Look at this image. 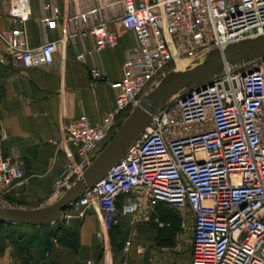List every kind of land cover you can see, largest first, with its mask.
Instances as JSON below:
<instances>
[{"label": "built area", "instance_id": "obj_1", "mask_svg": "<svg viewBox=\"0 0 264 264\" xmlns=\"http://www.w3.org/2000/svg\"><path fill=\"white\" fill-rule=\"evenodd\" d=\"M117 3L122 11L115 19L134 33L137 49L127 51L123 75L112 82L117 91L114 108L95 123L83 113L64 126L62 140L54 141L73 146L77 155L55 179L58 198L171 65L183 67L211 48L264 33V0ZM114 4L99 0L69 18L75 27L91 23L97 50L118 45L112 20L102 17ZM45 9L41 22L54 25L60 7L50 4ZM8 13L13 27L0 30L5 43L0 61L9 55L22 69L52 65L58 42L66 36L30 46L26 23L32 17L31 0H11ZM64 30L68 34V27ZM77 58L85 60L86 55L80 52ZM91 75L104 77L97 66L91 67ZM25 182L24 169L4 156L0 146V190L19 195ZM161 203L180 213L182 229L191 224L190 264H264V57L173 95L124 157L72 203L71 211L84 217L88 207L102 210L103 229L109 230L121 216L131 215L134 223L152 220ZM68 211L67 218L72 216ZM133 242L127 239L123 252L129 253ZM105 264L116 263L108 256Z\"/></svg>", "mask_w": 264, "mask_h": 264}, {"label": "crops", "instance_id": "obj_2", "mask_svg": "<svg viewBox=\"0 0 264 264\" xmlns=\"http://www.w3.org/2000/svg\"><path fill=\"white\" fill-rule=\"evenodd\" d=\"M10 1L0 0V30L8 31L13 27L8 13ZM98 1L31 0L32 17L26 23L28 44L40 46L46 41L66 36L58 42L53 64L22 69L16 66L9 55L0 61V146L4 156L11 157L24 169L26 176V182L18 189L19 195L8 192L5 196L28 203L21 207L36 208L55 201L52 199L55 196V179L68 161L77 160V155L73 146L54 141L62 140L65 136L64 126L83 113L95 123L114 108L117 91L112 82L123 75L127 51L137 49L134 33L123 28L115 19L116 13L122 11L118 0H102L105 3L115 2L112 8L114 12L105 10L102 13V17L112 20L111 27L119 33L115 48L97 50L95 36L89 30L91 23L75 27L69 22L72 15L97 5ZM50 4L60 7L61 17L54 25H45L41 17L47 11L45 6ZM65 27H68V34L65 33ZM4 45L0 37V48ZM80 52L85 53V60L77 58ZM92 66L99 67L104 77L93 78ZM156 211L157 208L154 214ZM102 217V210L88 207L86 216L76 217L77 220L67 219L66 226L71 227L72 222L79 223V250L74 252L55 243L47 259L56 264H105L110 256L116 264L162 263L149 257L147 244L151 245L152 242L139 241L137 230L138 224L158 218L134 223L131 215L121 216L117 224L105 230ZM124 222L128 228L123 226ZM126 230L125 237H120L119 234ZM101 232L102 236H99ZM129 238H133L134 242L130 252L125 253L122 246ZM141 246H144V252L140 251ZM0 264L25 263L13 245L7 244L0 251Z\"/></svg>", "mask_w": 264, "mask_h": 264}, {"label": "water", "instance_id": "obj_3", "mask_svg": "<svg viewBox=\"0 0 264 264\" xmlns=\"http://www.w3.org/2000/svg\"><path fill=\"white\" fill-rule=\"evenodd\" d=\"M264 57V33L232 41L223 47L205 51L183 68H174L142 96L111 140L78 178L54 202L36 207H0V222L27 225L60 221L72 203L86 190L102 180L126 154L128 148L150 126L152 119L176 93L185 92L199 83L211 81L225 69H237Z\"/></svg>", "mask_w": 264, "mask_h": 264}, {"label": "trees", "instance_id": "obj_4", "mask_svg": "<svg viewBox=\"0 0 264 264\" xmlns=\"http://www.w3.org/2000/svg\"><path fill=\"white\" fill-rule=\"evenodd\" d=\"M172 68H174L173 65L170 66L169 70ZM153 218H159L164 223L157 230L156 244L160 247H176V237L182 230L180 213L161 203L157 206ZM38 227H45L46 229L39 232ZM0 233L4 237L0 240V251L7 244H12L25 264H56L55 261L47 259L55 243L68 247L74 252H78L80 246L79 229L66 226L60 221L41 225L0 222Z\"/></svg>", "mask_w": 264, "mask_h": 264}, {"label": "rangeland", "instance_id": "obj_5", "mask_svg": "<svg viewBox=\"0 0 264 264\" xmlns=\"http://www.w3.org/2000/svg\"><path fill=\"white\" fill-rule=\"evenodd\" d=\"M149 92V91H148ZM54 200L58 199V197L54 196L52 198ZM28 204L22 199L18 198H11L9 196H5L3 194L2 190H0V207H21V205ZM40 207V206H39ZM25 208V206H23ZM72 209L70 208L68 213L72 214L70 217L64 216L60 222L67 224V219L71 220H77L76 216ZM153 221V222H152ZM151 222L138 224L137 230L139 234V238L141 242H152V244H147V247L149 249L147 250V254L149 257H152L153 259L160 260L161 264H190L191 261V247H192V239H193V232L191 229V224L188 226V228H183L181 232H179L178 236L176 237L177 245L175 248H166L161 249L158 248L154 241V236L159 228L161 220L158 218V220H152ZM79 223L78 222H72L71 226L78 228ZM126 222H124L123 226H126ZM128 228V227H127ZM46 228L45 227H38L37 230L39 232H43ZM127 230L125 232H122V234L119 236L125 237ZM4 234V231H2ZM0 233V240L3 237V234ZM37 245V244H36ZM37 248V246H35Z\"/></svg>", "mask_w": 264, "mask_h": 264}, {"label": "bare ground", "instance_id": "obj_6", "mask_svg": "<svg viewBox=\"0 0 264 264\" xmlns=\"http://www.w3.org/2000/svg\"><path fill=\"white\" fill-rule=\"evenodd\" d=\"M178 68L181 69V68H183V67H182V66H181V67L179 66Z\"/></svg>", "mask_w": 264, "mask_h": 264}]
</instances>
